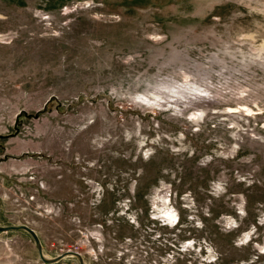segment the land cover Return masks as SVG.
<instances>
[{
  "label": "rangeland",
  "instance_id": "374dc122",
  "mask_svg": "<svg viewBox=\"0 0 264 264\" xmlns=\"http://www.w3.org/2000/svg\"><path fill=\"white\" fill-rule=\"evenodd\" d=\"M21 225L49 260L264 264V0H0V227ZM0 264L81 263L15 230Z\"/></svg>",
  "mask_w": 264,
  "mask_h": 264
},
{
  "label": "water",
  "instance_id": "95a60500",
  "mask_svg": "<svg viewBox=\"0 0 264 264\" xmlns=\"http://www.w3.org/2000/svg\"><path fill=\"white\" fill-rule=\"evenodd\" d=\"M15 230H25V231L29 232L34 237V239L36 240V243L38 244V247H39L40 257L45 263L58 262L60 259L64 258L65 256L73 254V255L80 258L81 264H84V262L81 259V256L78 253H73V252H67V253L61 255L60 257H58L56 259H52V260L46 259L42 253V245H41L40 240L38 239L35 231L32 230L31 228L27 227V226L21 225V226L0 227V232L15 231Z\"/></svg>",
  "mask_w": 264,
  "mask_h": 264
},
{
  "label": "bare ground",
  "instance_id": "6f19581e",
  "mask_svg": "<svg viewBox=\"0 0 264 264\" xmlns=\"http://www.w3.org/2000/svg\"><path fill=\"white\" fill-rule=\"evenodd\" d=\"M163 207V208H161ZM157 208H158V211H159V218H164V221L166 220H169V223H172L171 226L174 225V223L176 222V220L178 219L177 215L174 213L175 211H171L170 210V205L167 206V203L164 201L162 203V201H160L158 204H157ZM157 211V212H158ZM168 222V221H167ZM62 260V259H61Z\"/></svg>",
  "mask_w": 264,
  "mask_h": 264
}]
</instances>
